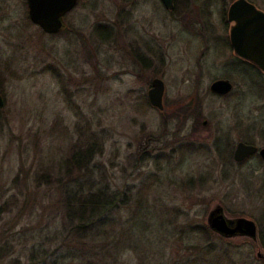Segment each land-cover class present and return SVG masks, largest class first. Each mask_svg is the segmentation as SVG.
Listing matches in <instances>:
<instances>
[{"label": "rangeland", "instance_id": "rangeland-1", "mask_svg": "<svg viewBox=\"0 0 264 264\" xmlns=\"http://www.w3.org/2000/svg\"><path fill=\"white\" fill-rule=\"evenodd\" d=\"M235 1L176 3H193L210 12L208 18L214 30L223 10L217 3L228 7ZM248 1L264 11V0ZM120 3L123 0H81L65 18L66 31L49 35L29 22L25 0H0V90L5 101L0 118V196L8 199L16 193V197L17 190H26L27 180L35 178L38 166L46 168L54 159L69 158L76 147L87 142L90 125L105 138V149L97 162L110 178L113 175L111 191H137L140 184L153 178L150 186L154 189L150 192L157 197L156 206L168 217H177L181 233L166 230L155 237L160 263L176 264L196 257L198 253L183 244L203 243L184 232L198 223L208 225V215L218 205L228 218L253 220L264 232V163H259L257 157L243 165L224 162L239 142H246L243 135L254 136L256 146L264 147V78L254 70L232 71L225 64L230 55L221 57L208 50L202 55L204 50L199 47L194 29L198 22H173L170 59L163 54L156 72L143 66L150 60L143 51L139 56L142 66L130 56L124 58L117 32L109 40L102 36L103 25L109 19H118ZM161 23L158 15V31L165 32ZM55 66L60 69L58 75L51 72ZM225 77L233 81V93L228 97L212 95V82ZM154 78L166 84L165 114L144 104L148 83ZM192 99L202 106L201 124L170 121L166 127L164 119L174 111L169 106ZM178 126L187 135L197 129L192 130L195 140L210 147L219 132L226 133L225 143L219 145L221 156L214 149L209 155L181 153L170 140V147L164 151L145 148L150 137L155 139L164 132L170 138ZM141 143L143 151L138 153ZM17 177L20 182L14 189ZM36 189L28 190L39 203L35 210L21 205L0 216V239L4 236L10 240L0 241V264H29L28 249L36 242H45L39 235H45L43 231L49 232L50 226L57 223V194L47 188ZM24 193L27 195V190ZM18 195L24 198V194ZM20 210L26 216H19ZM132 212L130 205L123 206L121 216L127 218ZM259 219H263L260 225ZM246 239H228L235 245L234 259L224 264H264V249L259 242L252 245ZM143 262L146 260L133 251L121 258V264ZM151 263L155 264L154 260Z\"/></svg>", "mask_w": 264, "mask_h": 264}, {"label": "trees", "instance_id": "trees-1", "mask_svg": "<svg viewBox=\"0 0 264 264\" xmlns=\"http://www.w3.org/2000/svg\"><path fill=\"white\" fill-rule=\"evenodd\" d=\"M27 18L30 22L28 14ZM253 70L258 73L259 77H262L258 69L254 68ZM51 72L58 75L60 69L55 66ZM262 84L259 83V85ZM144 104L149 105L146 97ZM167 107V103H165V110L161 114H165ZM169 108L174 111L173 114L171 111V115L169 114L170 116L168 115L169 117L164 119L163 123L166 127L170 121L177 123L179 121L180 125H184L187 121L201 124L202 106L196 103L195 99L178 102ZM2 111L3 109H0V118ZM182 128L178 126L174 133H171L170 138L164 132L155 139L150 137V142L146 144L145 148L148 146L152 150L164 151L170 147L168 143L170 140L171 143L173 142L171 146L179 149L181 153H207L209 155L214 149L221 156L219 145L225 143L226 133L222 132L221 135L219 132L210 147L206 143L195 140L196 135L193 132H196L197 129L195 131L192 129L191 135H187L180 132ZM164 137L166 138L164 139ZM251 137L253 139L243 135L244 140L256 145L254 136ZM142 146L143 143L138 145V153H142L143 150L140 149ZM104 149L105 138L102 133L89 125L87 142L76 147L69 158L57 162L54 159L46 168L43 165L38 166L35 178L27 180L28 185L26 184L25 187L27 195L24 193L26 190H17L16 197H14L16 193L8 199L0 196V216L10 213L11 210L14 211L21 205L32 207L31 209L35 210L39 203L36 202L35 197L29 196L30 188L36 189L37 187L39 191L47 188L51 192L55 191L58 196L55 207L57 223L55 222L53 227L50 226L49 232L43 231L45 235H39L40 239L45 242H42L41 245H37L36 242L33 247L28 249L29 264H121L122 255L128 251H133L141 259L146 260V263L141 264H152L151 260H154L155 264H164L160 263L158 260L160 258L156 256L157 240L155 237L158 234L164 235L166 230L167 232L170 230L172 233L177 230L181 233V230L178 229L177 217L175 215L168 217L156 206L157 197L151 195L150 192V188L154 189V185L150 186L153 178L140 184L137 191L132 188H125L121 192L111 191L113 175L110 178L104 167L97 162ZM161 155L163 154L161 153ZM232 158L233 150L230 151L228 159L223 161L226 164L227 162L231 164L234 161ZM251 158L239 165L247 163ZM257 158L259 163H264L260 157L257 156ZM19 182L17 177L14 180V189L17 188ZM133 192L136 193L130 196L129 194H133ZM18 194H24V198L22 199ZM127 205L131 206L133 212L127 218H122L123 206ZM29 213L31 216L34 215V211ZM21 215L24 217L26 213L20 210L19 216ZM262 221L263 219H259V225ZM52 228L53 230H51ZM184 234L196 237L194 241L202 242L203 246L201 243L197 245L184 242L183 245L186 249L198 254L196 257L176 264H208L210 262L224 264L227 260L232 263L231 260L234 259L233 253L235 252L234 242L217 235L211 231L208 225L198 223L188 226V231ZM1 239L5 240L6 237L3 236ZM1 239L0 241H2ZM6 240L5 243L10 241ZM246 241L254 245L250 239H246ZM259 245L264 249V232L261 226ZM197 248L202 249L200 251ZM213 259L215 261H212Z\"/></svg>", "mask_w": 264, "mask_h": 264}, {"label": "flooded vegetation", "instance_id": "flooded-vegetation-1", "mask_svg": "<svg viewBox=\"0 0 264 264\" xmlns=\"http://www.w3.org/2000/svg\"><path fill=\"white\" fill-rule=\"evenodd\" d=\"M80 1L81 0H79L78 3H80ZM120 4L121 5L119 6L120 11L118 14V19L114 21H111V19H109L105 23L106 25H103V29H104L103 32L106 40H109V38L112 37L117 32L120 42L119 50L124 58L130 56L132 57L133 61L135 60H137V62L139 61L140 65L142 66V62L139 60V56L141 55L140 54L141 51H143L142 53L146 54V57H148V55L150 56L149 62L146 64L144 63L143 66L150 67L153 71L156 72L158 71L157 63L162 64L163 62V58H162L163 54H166V58L170 59V55L172 51L173 22L177 20L180 22L190 21L192 22L191 24L193 25L194 23L198 22L197 29L195 27L194 29H195V35H197L198 39H200L199 47H201L202 50H204V52H202V55H205L204 53L207 50L221 57L230 55L231 58L226 60L225 64L229 68H231L232 71H234L235 69L252 71L254 68H256L261 72L262 78H264V71L259 67H257V65H255L250 58H245L235 54V49L233 47L231 40V30L235 26V23L229 22V18H228V12L233 3H231L230 6L228 7H226L227 5L226 3H217V5L219 4L220 6L223 7V10L220 18L221 21L218 22L216 29L214 28V30L211 27L209 22L210 19L208 18L209 16H211V14H209L210 12L208 11L206 12L205 10L203 11L200 10L202 7H200V5H196L193 3H176L175 1L174 8L172 9H167L161 0H157V3H140V0H123V3ZM256 7L259 10H261L258 6ZM176 14L177 16H175ZM158 15H160V18L162 19L161 24L164 25L165 32L158 31V29H160L157 26L159 25L157 24ZM253 18L254 17H251L252 20ZM248 19L251 20L250 18ZM186 26L189 27L188 25ZM251 27L252 26H249V30ZM206 29L208 33L206 32ZM246 54H248V50H246ZM137 70L138 67L135 66V71ZM236 72L239 73V75L241 76L244 75L239 71ZM138 78L141 79V75H138ZM155 79H161V78H154L152 81L148 83L149 90L146 94L148 103H149L148 93L152 88V83ZM224 79L229 80L234 87V83L232 80H230L229 77L228 78L225 77ZM216 80H220V79H216ZM216 80H214L213 82H215ZM232 93H230L227 96H220L213 93L211 94L218 97H228ZM165 97H164V105L166 103ZM206 124L207 123L204 122L203 125ZM245 143L248 142L246 141ZM259 149H262V147H259ZM257 156L260 157L258 153L252 157H257ZM258 242H259V235H258Z\"/></svg>", "mask_w": 264, "mask_h": 264}, {"label": "water", "instance_id": "water-1", "mask_svg": "<svg viewBox=\"0 0 264 264\" xmlns=\"http://www.w3.org/2000/svg\"><path fill=\"white\" fill-rule=\"evenodd\" d=\"M161 1L167 9L174 8L175 0ZM78 2L79 0H27L29 18L46 34H59L67 27L65 16L77 6ZM251 17H254L253 20ZM228 18L229 22L235 23L231 30L235 54L250 58L257 67L264 71V12L248 0H236L229 9ZM249 26H252L250 30ZM246 50H248V54H246ZM233 89V84L226 79L216 80L210 86L211 93L220 96L229 95ZM165 94V83L161 79H155L148 93V99L150 105L160 112L165 109ZM4 107L5 101L0 94V109ZM257 153L264 161V148L259 149L253 144L239 142L235 148L233 159L239 164ZM207 224L214 233L225 239L245 237L255 243L258 242V226L255 221L244 217L230 219L220 205L211 210ZM258 257H262V255L259 253Z\"/></svg>", "mask_w": 264, "mask_h": 264}]
</instances>
